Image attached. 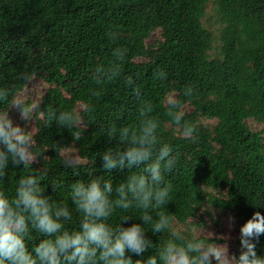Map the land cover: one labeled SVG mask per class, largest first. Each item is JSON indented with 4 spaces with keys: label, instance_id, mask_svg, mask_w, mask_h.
Listing matches in <instances>:
<instances>
[{
    "label": "trees",
    "instance_id": "obj_1",
    "mask_svg": "<svg viewBox=\"0 0 264 264\" xmlns=\"http://www.w3.org/2000/svg\"><path fill=\"white\" fill-rule=\"evenodd\" d=\"M209 4L218 34L203 23ZM109 32L117 38L110 39ZM117 47L127 49L123 75H131L142 98L155 105L161 142L177 160L164 174L172 185L170 201L152 211L153 218L162 211L174 229L209 245L213 240L195 236L194 227L206 225L207 217L214 222L215 210L227 212L239 229L238 259L241 226L256 211L264 215V0H0V88L10 91L7 101L0 99V110L10 114L25 92L29 83L25 87L20 74L26 70L47 85L33 114L35 130H25L41 152L32 169L47 172L40 182L44 195L72 212L69 231L79 229L82 217L71 201L72 184L111 179L115 187L140 171L103 168L102 154L121 145L102 129L135 122L139 104L123 78L103 86L93 79L95 67L111 62ZM160 71L166 78H156ZM186 86L193 89L190 97L183 95ZM172 97L182 102L184 122L197 126L193 138L166 115ZM89 106L91 112L85 110ZM49 110L81 115L80 140H74L76 129L49 121ZM252 121L262 128H253ZM52 145L65 147L63 154ZM70 149L80 159L75 167L62 162ZM29 171L10 160L0 190L14 196ZM140 215L135 208L117 209L108 221L113 228L145 227L154 247L141 255L127 253L134 264L155 256L169 238L167 230L154 233ZM124 216H130L126 223ZM42 238L33 230L29 248ZM255 243L257 255L264 256V235Z\"/></svg>",
    "mask_w": 264,
    "mask_h": 264
},
{
    "label": "clouds",
    "instance_id": "obj_2",
    "mask_svg": "<svg viewBox=\"0 0 264 264\" xmlns=\"http://www.w3.org/2000/svg\"><path fill=\"white\" fill-rule=\"evenodd\" d=\"M115 40L117 34L107 33ZM127 49H113V60L108 64H98L93 72L94 81L103 86L123 78L139 101L136 120L117 127L115 124L102 129L109 140L115 139L121 147L109 148L103 155V168L132 169L126 181L115 187L111 179H93L90 183L77 182L71 185V201L76 211L82 213L78 230L69 231L66 223L72 220V212L67 204L56 203L44 195L40 182L47 175L46 170H33L41 152L36 151L33 135L18 124L5 110H0V178L6 175L9 161L25 169H31L19 179L14 196L0 190V264H134L127 253L141 255L153 248L152 241L145 236V227L133 223L130 227L113 228L108 223L117 209L127 211L135 208L142 211L139 217L144 225L150 224L154 233L166 230L169 238L164 241L155 256L146 261L136 260L135 264H264V256H258L256 243L264 235V215L256 211L240 228L239 258L230 257L227 248L205 245L198 239L187 238L180 230L174 229L170 217L158 212L156 219L152 211L164 207L170 201L172 185L165 181V173L176 165V157L169 144L161 142V121L154 115L155 105L142 98L131 75L124 76L121 62ZM34 71H25L20 78L28 83L35 79ZM156 78H166L160 71ZM193 89L186 86L183 95L190 97ZM10 91L0 88V99L7 101ZM27 94L25 93V96ZM39 102L29 103L27 99H16L11 104L24 121H31ZM182 102L169 98L166 115L182 129L187 138H193L197 126L184 122ZM91 112V106L85 109ZM48 120L59 126L76 129L74 140H80L84 123L83 117L74 111L48 112ZM58 154L65 147L52 145ZM65 166L75 167L78 163L69 154L62 161ZM143 165L141 168L140 166ZM124 216L121 222H127ZM33 230L43 238L31 249L28 242Z\"/></svg>",
    "mask_w": 264,
    "mask_h": 264
},
{
    "label": "rangeland",
    "instance_id": "obj_3",
    "mask_svg": "<svg viewBox=\"0 0 264 264\" xmlns=\"http://www.w3.org/2000/svg\"><path fill=\"white\" fill-rule=\"evenodd\" d=\"M204 25L210 29L214 34H218L219 25L217 23L213 5L209 4L207 8V15L203 20ZM47 85L39 78H35L30 82L22 94L19 95V99H27L31 103L41 101L42 95L46 91ZM25 93L27 94L25 96ZM174 97V96H173ZM172 97V98H173ZM17 98V99H18ZM9 116L12 118L14 124H18L22 128H28L29 131L35 130V118L32 117L31 121H24L20 118L18 110L12 106L11 113ZM255 129H261L262 126L258 123L252 121L250 124ZM71 154L77 162L80 161L77 152L73 149L67 150L64 153V156L67 157ZM212 216L214 222L210 220V217H207V224L204 226H195L193 231L194 235L197 237H205L209 240H213L209 245L214 247H219L222 251L227 248L228 255L230 257H235L236 248L235 240L239 235V229L235 223L233 217L227 212L213 211ZM194 223L197 222L196 219L192 220ZM215 260V259H213Z\"/></svg>",
    "mask_w": 264,
    "mask_h": 264
}]
</instances>
